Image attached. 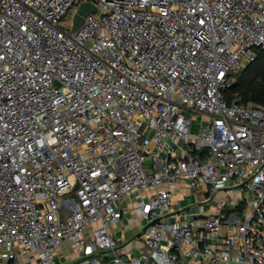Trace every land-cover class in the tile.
<instances>
[{"label": "built area", "instance_id": "built-area-1", "mask_svg": "<svg viewBox=\"0 0 264 264\" xmlns=\"http://www.w3.org/2000/svg\"><path fill=\"white\" fill-rule=\"evenodd\" d=\"M258 49L264 0H0V264H264V105L226 92Z\"/></svg>", "mask_w": 264, "mask_h": 264}, {"label": "crops", "instance_id": "crops-1", "mask_svg": "<svg viewBox=\"0 0 264 264\" xmlns=\"http://www.w3.org/2000/svg\"><path fill=\"white\" fill-rule=\"evenodd\" d=\"M199 122H195L193 124V129L195 127H198ZM165 146L162 149H159V147H155L156 152L158 153V158H156L155 165L157 168H160L166 160V157L168 155V151L175 150L180 152V149L184 147V144L182 140H178V142L174 141L171 138H165ZM153 162L148 161L146 165L150 166ZM195 196V198H194ZM198 194L187 191L184 192L182 189V183L180 182L177 192L174 197V205L172 207L171 212L168 215L169 220H176V219H191L192 217L196 216L198 212H200V206L196 205L194 206L193 201H198ZM134 198V197H132ZM194 198V199H193ZM198 204L200 202H197ZM127 205H132L133 200L126 203ZM215 206V204L206 203L204 204V211L206 213H209V211H212V208ZM142 219L134 216L133 214H129L123 217V221L119 223L116 226H112V230L116 233L117 238L122 243H128L129 247L131 248H140L141 243L137 239V235L139 233V227L142 223ZM133 231L132 237L129 239L127 238V231ZM61 258V257H60Z\"/></svg>", "mask_w": 264, "mask_h": 264}, {"label": "trees", "instance_id": "trees-1", "mask_svg": "<svg viewBox=\"0 0 264 264\" xmlns=\"http://www.w3.org/2000/svg\"><path fill=\"white\" fill-rule=\"evenodd\" d=\"M238 90L246 102L264 105V50L256 51V59L240 74L237 84L226 92Z\"/></svg>", "mask_w": 264, "mask_h": 264}, {"label": "rangeland", "instance_id": "rangeland-1", "mask_svg": "<svg viewBox=\"0 0 264 264\" xmlns=\"http://www.w3.org/2000/svg\"><path fill=\"white\" fill-rule=\"evenodd\" d=\"M67 18H68V20H72V19H74V15L73 14H69ZM245 196L247 197L246 194H245ZM194 198H195V196H194ZM203 199H204V195H199L197 202H201ZM197 202L195 200L193 201V204L196 203V204H194V206H196V205L200 206V204H198ZM216 202H217V200L214 199L211 202V204L212 203L215 204ZM124 204H126V202ZM126 233H127V238L128 239L130 237H132V235H133V231H131V230L127 231ZM116 240H117L118 243H121V241L118 238H116ZM73 253H74L73 249L71 248L70 244L67 243V244H64L62 249L58 252V256L61 257V259H66L69 256L73 255Z\"/></svg>", "mask_w": 264, "mask_h": 264}, {"label": "water", "instance_id": "water-1", "mask_svg": "<svg viewBox=\"0 0 264 264\" xmlns=\"http://www.w3.org/2000/svg\"><path fill=\"white\" fill-rule=\"evenodd\" d=\"M96 11L95 6L91 5L90 3H84L81 5L79 9V13L76 16L75 24L73 30H77L78 27L84 22V18L88 13H94Z\"/></svg>", "mask_w": 264, "mask_h": 264}]
</instances>
